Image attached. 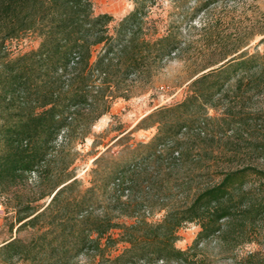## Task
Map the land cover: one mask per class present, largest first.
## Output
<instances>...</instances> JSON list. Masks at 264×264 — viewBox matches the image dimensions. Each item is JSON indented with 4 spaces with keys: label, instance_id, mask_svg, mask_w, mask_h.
Listing matches in <instances>:
<instances>
[{
    "label": "trees",
    "instance_id": "1",
    "mask_svg": "<svg viewBox=\"0 0 264 264\" xmlns=\"http://www.w3.org/2000/svg\"><path fill=\"white\" fill-rule=\"evenodd\" d=\"M155 1L134 0L135 10L114 25L110 14L95 13L92 0H0V193L44 172L56 187L45 208L29 205L16 218L18 230L36 233L28 242L0 245V264H75L83 256L103 259L119 244L127 248L114 264L182 262L188 253L175 246L179 230L191 223L201 230L197 249L212 239L232 249L255 240L264 222V169L211 170L207 161L220 157L209 151L196 157L193 148L205 143L210 125L236 131L253 122L234 113L214 118L209 109L226 98L235 79L237 90H264L260 54H242L204 72L182 103L146 116L138 128L157 126L156 137L126 149L122 160L105 161L106 150L95 160L91 187L81 190L69 172L76 158L66 150L85 144L116 100L148 87L180 51L174 27L160 36L152 24ZM28 32L41 38L40 47L9 57L8 41ZM195 183L191 203L173 202ZM161 211L164 219L151 223L149 217Z\"/></svg>",
    "mask_w": 264,
    "mask_h": 264
},
{
    "label": "rangeland",
    "instance_id": "2",
    "mask_svg": "<svg viewBox=\"0 0 264 264\" xmlns=\"http://www.w3.org/2000/svg\"><path fill=\"white\" fill-rule=\"evenodd\" d=\"M92 2L95 13L110 14L115 20L114 25L136 8L134 0ZM149 18L152 24L159 27L160 36L174 27L181 39V49L164 63L148 87L139 89L129 100H116L110 113L93 127L92 135L85 144L76 143L70 150H66L67 157L76 158L69 172L79 179L83 191L91 187L95 160L103 156L106 150L109 149L105 161L122 160L126 149L134 148L140 143H149L156 137L157 126H142L144 128L140 129L138 126L156 109L182 103L190 94V84L195 78L242 54L264 56V0H156ZM41 42V38L32 32L9 40V57L17 58L37 50ZM235 82L236 79L228 87L226 98L220 100L216 108L209 109V115L220 119L231 118L234 113L236 116L239 114L255 119L249 125L238 127L235 132L226 131L225 127L217 128L215 125L220 126V121L214 125L215 130L210 125L205 130L208 133L207 140L193 148L194 154L196 157H203L209 151L218 155L220 159L217 162L206 163L212 167L211 170L238 169L245 165L264 169V155L256 150H264L261 147L264 145V90L249 93L245 88L237 90ZM244 86L247 84L244 83ZM124 135L125 139L118 142ZM235 155L238 158L230 161V156ZM58 166L59 164L52 165L54 169ZM45 174L46 172L42 177L39 174L30 175L9 194L0 193L1 246L16 238L28 242L36 233L31 228L18 230L16 218L29 205L43 209L50 204V194L56 188L55 179L48 181ZM198 190L195 183L190 192L176 194L171 199L173 202L189 204ZM156 193L158 194L157 190H153L151 195ZM164 217L165 211H161L149 218L151 223L158 224ZM122 222L133 224L134 220L125 218ZM257 229L252 243L242 244L236 249L223 246L216 239L197 249L193 246L201 231L200 227L195 223L185 225L179 230L180 240L175 247L188 253L186 260L168 264H264V222ZM114 233L117 238L119 231ZM125 248V244H119L108 251L103 259L98 256H83L75 264H114L112 259L121 255ZM12 264L28 263L14 260ZM141 264L167 263L151 261Z\"/></svg>",
    "mask_w": 264,
    "mask_h": 264
},
{
    "label": "water",
    "instance_id": "3",
    "mask_svg": "<svg viewBox=\"0 0 264 264\" xmlns=\"http://www.w3.org/2000/svg\"><path fill=\"white\" fill-rule=\"evenodd\" d=\"M228 62V61H227ZM222 65V64H221Z\"/></svg>",
    "mask_w": 264,
    "mask_h": 264
}]
</instances>
